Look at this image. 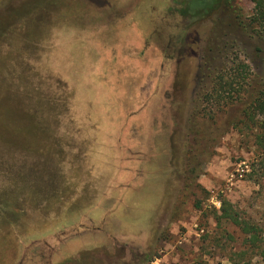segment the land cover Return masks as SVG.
Wrapping results in <instances>:
<instances>
[{
	"label": "rangeland",
	"instance_id": "rangeland-1",
	"mask_svg": "<svg viewBox=\"0 0 264 264\" xmlns=\"http://www.w3.org/2000/svg\"><path fill=\"white\" fill-rule=\"evenodd\" d=\"M182 1L0 0V111L23 112L17 99L29 97L15 85L59 79L72 92L74 120L72 126L64 114L59 130L69 132L64 143L82 145L79 156L90 153L94 170L93 179L77 176L80 200L66 214L39 212L60 177L21 180L19 171L33 174L39 166L0 143V264H264L262 254L246 251L236 227L215 220L226 199L242 219L262 226L264 174L249 179L257 153L232 128L234 117L189 126L209 19L189 24ZM188 2L196 7L197 0ZM238 3L245 16L252 13L249 0ZM105 95L107 108L121 109L111 122L119 130L102 114ZM16 118L7 123L17 125ZM148 156L140 176L117 180ZM192 168L199 187L184 193ZM87 200L101 208L81 210ZM25 209V220L17 219Z\"/></svg>",
	"mask_w": 264,
	"mask_h": 264
},
{
	"label": "trees",
	"instance_id": "trees-1",
	"mask_svg": "<svg viewBox=\"0 0 264 264\" xmlns=\"http://www.w3.org/2000/svg\"><path fill=\"white\" fill-rule=\"evenodd\" d=\"M249 1L253 4L249 16L242 13L238 0H197L196 7L183 0L180 13L189 24L209 19L193 79L195 99L189 126L197 128L206 120L215 124L222 116H227L229 120L234 117L232 128L247 138L257 153L255 162L250 164L249 179L258 182L257 178L264 174V0ZM182 78L186 76L183 74ZM54 85L59 87V94H56ZM15 87L20 95L29 98L17 99L18 108L19 105L23 107L21 113L11 104L8 111H0L1 146L7 145L12 156H22L23 153L27 163L39 166V170L33 174L19 171L21 180L37 174L38 179L43 178V182L50 183L52 174L60 177L58 185L52 187L54 192L50 195L51 199L46 202L41 200L37 209L47 213L55 208L56 214L61 210L66 214L70 206L80 200L75 198V188L83 176L81 166L86 156V151L79 156L72 143H64L69 138V132L60 131L58 127L64 114L73 125L72 92L62 81L52 77L40 80L35 85L27 83ZM12 99L8 97V100ZM14 111L18 112L17 118ZM8 118H16L17 125L7 123ZM199 134L196 131V135ZM51 160L56 165L55 172L50 170ZM69 164L71 167L67 166ZM255 167L261 173H256ZM194 171L192 168L190 175L184 177V193L199 187ZM71 173L74 177H70ZM20 182L24 184V181ZM41 186L42 182L32 189L40 193ZM39 193L38 200L41 197ZM13 200L7 198L6 202L11 205ZM15 210L6 212L14 214ZM28 212L29 209H25L21 212L22 216L16 214L17 219L25 220ZM215 220L236 227L245 236L243 242L246 251L262 254L264 261V224L259 226L242 219L226 199L220 200ZM9 227L12 228L11 221ZM245 264H250L249 260Z\"/></svg>",
	"mask_w": 264,
	"mask_h": 264
},
{
	"label": "crops",
	"instance_id": "crops-1",
	"mask_svg": "<svg viewBox=\"0 0 264 264\" xmlns=\"http://www.w3.org/2000/svg\"><path fill=\"white\" fill-rule=\"evenodd\" d=\"M102 80L103 81H106V84L105 85H101L103 88H105V89H108V84H109V81H108V79H107V77H102ZM111 98V96H104L103 97V99H101V101H99L98 103L100 104V106H101V110H102V114L105 116V118H106V121H107V123H109V124H111L112 125V123L111 122H116V120H115V117H117L118 116V114L120 113V110L118 109V107L117 108H115L114 106H112L113 105V103H109L110 105H108L109 106V108H107L106 107V101L108 100V99H110ZM115 98H117L116 96H115ZM103 100V101H102ZM71 116H72V114H71ZM73 117V116H72ZM71 117V120H72V122H73V125L72 126H74V120H73V118ZM112 128H115L116 130H119V124L118 123H115V124H113L112 125ZM72 146L73 147H75V148H81V146L82 145H77V144H75V142H73L72 143ZM154 146H155V140H153V145H152V147H153V149H154ZM88 147L89 148H91V144H89L88 145ZM148 154H149V156L152 154V152H148ZM89 155H90V153L86 156L87 157V160H86V158L83 160V162H82V166H81V171L83 172V176L85 175V172L87 173V175H85V178L86 179H93V176H94V170H93V164H92V162H90L89 163V161H88V158H89ZM149 156L148 157H146L144 160H140V162H138V161H133L132 162V164H130V167L128 168V170L127 171H125L124 172V175H118L116 178H117V180H122V181H125L126 180V176H128L129 175V173H131V175L133 176V177H135V178H137L138 176H140L141 175V171H139L138 169H139V167H141V168H143V166H145V165H147L148 164V162H150L151 161V157L149 158ZM87 164H88V166H87ZM86 166V167H85ZM94 169H96V168H94ZM98 170H100V169H98ZM103 170V169H102ZM70 175H72V173L70 174ZM83 176H82V178H83ZM71 177V176H70ZM119 183V182H118ZM116 186V184L112 187V189H111V191H110V195H111V193L114 191V187ZM92 200H87V202H82V205H79V207H80V209L81 210H87L88 212H90L91 213V215H92V212H91V208H93V207H98V208H101V206L99 207L98 205L96 206V202L94 201V202H92ZM90 215V214H89ZM89 219L91 220V222H92V218H91V216H89ZM94 224H97V223H94ZM95 227H97L98 225H94ZM98 232V231H97ZM84 234H86L85 232L82 234V236L84 235ZM81 236V235H80ZM80 236H74V237H72V238H77V237H80Z\"/></svg>",
	"mask_w": 264,
	"mask_h": 264
}]
</instances>
